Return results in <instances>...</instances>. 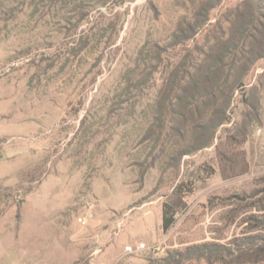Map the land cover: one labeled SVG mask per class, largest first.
<instances>
[{
	"label": "rangeland",
	"instance_id": "obj_1",
	"mask_svg": "<svg viewBox=\"0 0 264 264\" xmlns=\"http://www.w3.org/2000/svg\"><path fill=\"white\" fill-rule=\"evenodd\" d=\"M51 1L11 0L0 17V187L21 189L0 199V264H163L168 252L248 231L255 211L236 213L228 199L264 177V58L243 88H258L262 123L244 143L226 139L244 109L236 93L212 143L180 156L177 137L164 148L144 138L160 84L145 63L189 3L152 0L156 14L148 0ZM242 1L223 0L210 22ZM179 181L193 190L164 232L161 206Z\"/></svg>",
	"mask_w": 264,
	"mask_h": 264
},
{
	"label": "trees",
	"instance_id": "obj_2",
	"mask_svg": "<svg viewBox=\"0 0 264 264\" xmlns=\"http://www.w3.org/2000/svg\"><path fill=\"white\" fill-rule=\"evenodd\" d=\"M35 1L43 6L47 2L29 0V3ZM222 1L186 0L189 6L184 7L183 12L189 17L179 14L171 23V40L164 44H161L163 38L154 40L152 52L147 51L152 53L153 60H157L156 63L150 60L145 66L160 80L155 87V112L159 115L154 117V123L147 128L144 138L154 139L164 148L173 136L177 137L178 142L184 143L179 149L180 156L212 143L216 129L231 120V105L236 93L240 94L244 109L240 112V120L233 122L232 134H227L226 139L233 144L244 143L251 129L262 123L258 88L255 87L253 94L249 95L243 88L244 79L253 64L264 58V5L255 9L249 0H244L221 12L214 23L210 22L211 11ZM10 3L11 0H0V17L3 20L8 17ZM147 5L158 14L152 0H148ZM259 86L262 91V85ZM131 87H126L128 94H131ZM167 110L169 127L160 131L161 126L165 127L164 120H160ZM84 122L83 117L81 123ZM226 159L230 163L234 161L229 155ZM212 173L210 168L208 174ZM41 174V171L36 174L37 180ZM26 176L33 177L29 172ZM259 182L251 193L232 195L228 199L236 205L232 210L236 213L246 209L255 211L247 217L251 222L248 231L229 243L206 242L183 251L168 252L161 260L163 264H182L185 260H203L205 264H264V177ZM19 189L0 187V199L3 202L6 198H13ZM192 190L191 181H179L173 186L161 206L164 232L173 226L178 210L185 206L186 194Z\"/></svg>",
	"mask_w": 264,
	"mask_h": 264
},
{
	"label": "built area",
	"instance_id": "obj_3",
	"mask_svg": "<svg viewBox=\"0 0 264 264\" xmlns=\"http://www.w3.org/2000/svg\"><path fill=\"white\" fill-rule=\"evenodd\" d=\"M80 221L84 222L83 219L79 218ZM145 248V243H137L134 247L132 245L127 247V250L133 251V250H142Z\"/></svg>",
	"mask_w": 264,
	"mask_h": 264
},
{
	"label": "water",
	"instance_id": "obj_4",
	"mask_svg": "<svg viewBox=\"0 0 264 264\" xmlns=\"http://www.w3.org/2000/svg\"><path fill=\"white\" fill-rule=\"evenodd\" d=\"M251 2L253 3L254 7L257 9V5L255 3V0H251Z\"/></svg>",
	"mask_w": 264,
	"mask_h": 264
}]
</instances>
